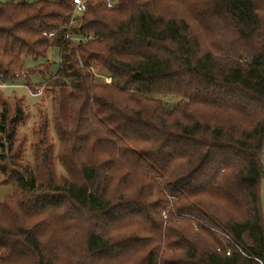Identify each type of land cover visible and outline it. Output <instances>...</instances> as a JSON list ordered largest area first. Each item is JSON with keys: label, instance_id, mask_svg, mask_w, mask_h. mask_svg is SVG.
Returning a JSON list of instances; mask_svg holds the SVG:
<instances>
[{"label": "trees", "instance_id": "16d2710c", "mask_svg": "<svg viewBox=\"0 0 264 264\" xmlns=\"http://www.w3.org/2000/svg\"><path fill=\"white\" fill-rule=\"evenodd\" d=\"M117 1L89 2L77 41L72 0H0V82L58 49L48 86L70 89L53 120L67 178L47 135L33 167L1 158L0 264H264V0Z\"/></svg>", "mask_w": 264, "mask_h": 264}, {"label": "rangeland", "instance_id": "374dc122", "mask_svg": "<svg viewBox=\"0 0 264 264\" xmlns=\"http://www.w3.org/2000/svg\"><path fill=\"white\" fill-rule=\"evenodd\" d=\"M34 2L36 0H26ZM60 55L58 49H50L47 60L32 61L26 59V69L34 70L35 73L29 75L23 74L19 79L10 81L17 86L9 88H0V99L8 102L9 114L15 116V110L18 108L22 114V119L19 120L14 129V136L8 140V134L0 132V164L2 157L8 156L10 148L14 151H23L22 161L25 164L34 166V151L33 144L38 142L44 135L48 136V140L53 145L52 168L57 181H63L68 174L60 161V156L64 144L58 137V132L54 127L53 120L56 116L62 120L66 118L67 102L66 97L69 88H57L50 90L49 80L53 74L59 69ZM43 64V66H39ZM37 66V67H36ZM49 67L48 69L46 67ZM95 82L97 84H105L106 78L109 76L104 70L95 68ZM26 78V79H25ZM35 89V90H34ZM38 89H42V95L36 96ZM166 109L173 108L179 101L177 96L161 97ZM55 106L58 111L54 109ZM61 109V110H60ZM262 162L264 166V149L262 152ZM12 183V182H11ZM13 193V186L8 182L6 176L0 171V202H4ZM261 204L264 211V176L261 182ZM172 207V202L168 210ZM167 211V210H166ZM164 211V219L167 216ZM166 212V213H165Z\"/></svg>", "mask_w": 264, "mask_h": 264}, {"label": "built area", "instance_id": "2783aa9c", "mask_svg": "<svg viewBox=\"0 0 264 264\" xmlns=\"http://www.w3.org/2000/svg\"><path fill=\"white\" fill-rule=\"evenodd\" d=\"M91 1L95 3H99L107 9L115 8L118 5L117 0H72L74 4V11L67 25L68 30L65 35L66 39H74V40L79 41V40H84L87 38L85 36L72 35L69 29L80 21L82 15L87 11L89 2ZM43 35L46 37L52 38L55 36V32L45 31ZM111 81H112L111 77L106 78V82L110 83ZM14 86H17V85L10 81L0 82V88H9V87H14ZM42 91H43L42 89H38L36 96L42 95Z\"/></svg>", "mask_w": 264, "mask_h": 264}]
</instances>
